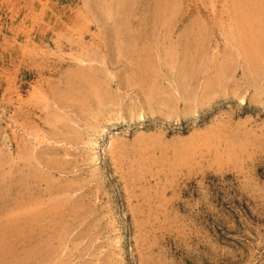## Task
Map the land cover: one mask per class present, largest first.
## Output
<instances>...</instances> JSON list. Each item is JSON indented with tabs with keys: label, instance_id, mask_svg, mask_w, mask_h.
<instances>
[{
	"label": "rangeland",
	"instance_id": "1",
	"mask_svg": "<svg viewBox=\"0 0 264 264\" xmlns=\"http://www.w3.org/2000/svg\"><path fill=\"white\" fill-rule=\"evenodd\" d=\"M0 264H264V0H0Z\"/></svg>",
	"mask_w": 264,
	"mask_h": 264
}]
</instances>
